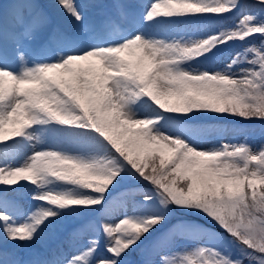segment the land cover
<instances>
[{
  "label": "snow or ice",
  "instance_id": "snow-or-ice-1",
  "mask_svg": "<svg viewBox=\"0 0 264 264\" xmlns=\"http://www.w3.org/2000/svg\"><path fill=\"white\" fill-rule=\"evenodd\" d=\"M257 122L264 0H0V264H264Z\"/></svg>",
  "mask_w": 264,
  "mask_h": 264
},
{
  "label": "rangeland",
  "instance_id": "rangeland-1",
  "mask_svg": "<svg viewBox=\"0 0 264 264\" xmlns=\"http://www.w3.org/2000/svg\"><path fill=\"white\" fill-rule=\"evenodd\" d=\"M224 125H225V127L229 128V129H233V128L237 127L236 125H232V124H229L227 122L224 123ZM245 135L248 138V142L253 144V145H258V144L264 142V128H262L259 123L255 124V125L248 126L246 128ZM226 138L229 140L236 139V138L243 139L244 136L240 135L238 132L237 133L229 132L227 134ZM203 146L207 147L208 145H203ZM27 203H28V201H26V205H27ZM138 259H139V256L137 254H133L131 257V260L133 262L137 261Z\"/></svg>",
  "mask_w": 264,
  "mask_h": 264
}]
</instances>
